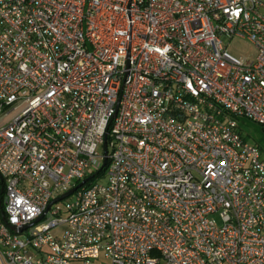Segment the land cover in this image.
I'll return each instance as SVG.
<instances>
[{
  "label": "built area",
  "instance_id": "1",
  "mask_svg": "<svg viewBox=\"0 0 264 264\" xmlns=\"http://www.w3.org/2000/svg\"><path fill=\"white\" fill-rule=\"evenodd\" d=\"M238 119L264 127V0H0V264H264Z\"/></svg>",
  "mask_w": 264,
  "mask_h": 264
},
{
  "label": "rangeland",
  "instance_id": "2",
  "mask_svg": "<svg viewBox=\"0 0 264 264\" xmlns=\"http://www.w3.org/2000/svg\"><path fill=\"white\" fill-rule=\"evenodd\" d=\"M229 51L238 57L254 58L255 56L253 46L245 40H236L230 46ZM238 124L244 137L250 144L257 145L264 157V127L245 119H238Z\"/></svg>",
  "mask_w": 264,
  "mask_h": 264
},
{
  "label": "water",
  "instance_id": "3",
  "mask_svg": "<svg viewBox=\"0 0 264 264\" xmlns=\"http://www.w3.org/2000/svg\"><path fill=\"white\" fill-rule=\"evenodd\" d=\"M106 153H107V152H106ZM105 164H106V162H105ZM86 182H87V181L82 182L80 185H78L76 188H74L73 190H71L70 192H68L67 194H65L64 196H62V197H60L59 199L53 201V202L50 204L49 208H50L53 204L58 203V202H60V201H62V200H64V199L70 197L74 192H76L79 188H81ZM45 215H46V213L44 214V216H45ZM44 216H43V217H44ZM43 217L40 218L39 220H37L35 223H33V224H31V225H29V226H27V227H24V228H22V229H18V228H16V227H12V231H14V232L17 233V234H20V233H22L23 231L27 230L28 228L32 227L34 224L39 223V222L43 219Z\"/></svg>",
  "mask_w": 264,
  "mask_h": 264
},
{
  "label": "trees",
  "instance_id": "4",
  "mask_svg": "<svg viewBox=\"0 0 264 264\" xmlns=\"http://www.w3.org/2000/svg\"><path fill=\"white\" fill-rule=\"evenodd\" d=\"M1 199H2V195H0V204H1V207H2V201H1ZM0 218H1V221L2 222H5L6 221L5 214H4V210L3 209H0Z\"/></svg>",
  "mask_w": 264,
  "mask_h": 264
},
{
  "label": "crops",
  "instance_id": "5",
  "mask_svg": "<svg viewBox=\"0 0 264 264\" xmlns=\"http://www.w3.org/2000/svg\"><path fill=\"white\" fill-rule=\"evenodd\" d=\"M0 221H1V218H0ZM93 264H99V263L96 262V263H93Z\"/></svg>",
  "mask_w": 264,
  "mask_h": 264
}]
</instances>
